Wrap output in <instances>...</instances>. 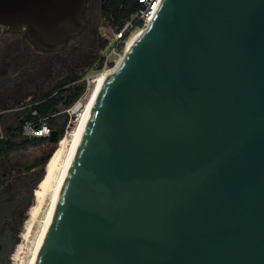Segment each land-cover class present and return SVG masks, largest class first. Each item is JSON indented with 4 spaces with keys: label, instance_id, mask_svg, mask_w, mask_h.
<instances>
[{
    "label": "water",
    "instance_id": "95a60500",
    "mask_svg": "<svg viewBox=\"0 0 264 264\" xmlns=\"http://www.w3.org/2000/svg\"><path fill=\"white\" fill-rule=\"evenodd\" d=\"M85 3L0 0V35L61 50ZM33 264H264V0H160L98 89Z\"/></svg>",
    "mask_w": 264,
    "mask_h": 264
},
{
    "label": "rangeland",
    "instance_id": "374dc122",
    "mask_svg": "<svg viewBox=\"0 0 264 264\" xmlns=\"http://www.w3.org/2000/svg\"><path fill=\"white\" fill-rule=\"evenodd\" d=\"M85 15L87 18V25L95 32V42L106 39L108 43V41L113 39V29L108 27L107 23L102 19L100 15V0H86ZM5 37L6 36L0 39V45H2ZM75 42L76 41L73 38L70 39L65 47L59 51L42 53L41 55L39 53L38 58L32 60L30 66L27 68L28 71L26 75L23 74L17 80L12 81V84L16 86L17 90L20 89L22 91V94L19 95V100H16V102H7L6 105L0 106L2 117H4L6 123H11L14 119V113L24 108L25 104L28 103L30 99L40 94L52 91L57 82L61 79H64V77L70 72H76L80 74L82 71H86V73L83 75L84 77L95 74L92 71L96 62L94 64L90 63V60L93 57V55H91L93 53L91 51V47L85 45H77ZM9 48L10 47H8V52ZM105 51L106 47L101 51L100 56ZM2 60L5 62L9 61V53L3 55ZM91 87L92 82L89 89ZM88 93L89 90H87L85 100L87 99ZM10 95H12V93H10ZM62 121L63 117H58V119L56 120L57 124L54 126L58 127L60 123H62ZM75 124L76 121L74 123H71L70 127L67 129V132L64 129V134L62 137H64L67 133H70ZM3 126H5V124L2 125V123H0V127ZM58 143L55 144L47 141L37 146H28L25 149L12 152L8 155V157L0 156V165L3 162H7V158H9L12 163L18 164L19 162L22 165H30V167L36 165L33 170H39L40 180V176L44 170V166L40 165V161L42 158L47 157L51 152L53 154L54 151L58 148ZM39 180L36 181L33 187L34 189L32 193V199L27 207V213L23 222V227L21 229V235L25 233V224L30 219L28 213L32 209V207L36 205L34 191L40 183ZM46 208L47 201L42 204L39 210L38 221L32 222L31 231L28 233V235L24 239H22V237L20 236L19 241L17 242V245L11 255V264H26V260L29 256V248L32 244V241L38 234L41 225L40 219H42L43 213Z\"/></svg>",
    "mask_w": 264,
    "mask_h": 264
},
{
    "label": "flooded vegetation",
    "instance_id": "af4514ba",
    "mask_svg": "<svg viewBox=\"0 0 264 264\" xmlns=\"http://www.w3.org/2000/svg\"><path fill=\"white\" fill-rule=\"evenodd\" d=\"M4 36L6 37L0 45V106L19 100L22 91L17 90L12 81L17 80L23 74L26 75L27 68L32 60L38 58L39 53L41 55L56 52L37 49L22 33L3 32L0 39ZM73 38L77 45L90 46L93 52L91 55L96 54L100 41L95 42V32L88 25L68 41ZM7 46L10 47L9 52ZM7 53L10 55V60L5 62L2 56ZM0 123L2 125L10 123L5 122L1 111ZM4 129L5 126L0 127V137L3 136ZM9 154L3 157H8ZM6 161L0 165V204L5 207L4 214L0 217V264L12 263L11 255L21 236L27 207L32 199L33 187L39 180L40 174L39 170L34 171L35 167H30V165L12 163L9 158Z\"/></svg>",
    "mask_w": 264,
    "mask_h": 264
},
{
    "label": "trees",
    "instance_id": "16d2710c",
    "mask_svg": "<svg viewBox=\"0 0 264 264\" xmlns=\"http://www.w3.org/2000/svg\"><path fill=\"white\" fill-rule=\"evenodd\" d=\"M140 8L141 4L137 0H100V15L111 29L122 25L136 14ZM106 44V39L100 40L97 52L90 60L91 64L96 62L92 71L94 73L102 69L103 60L100 53L106 47ZM85 73L86 71H82L80 74L70 72L64 79L57 82L52 91L33 97L25 104L24 108L14 113L13 121L5 125L4 134L0 137V156L48 141L49 137L24 138L20 135L21 123L26 119H32L31 113L33 110L36 111L39 117H46L47 124L57 131L58 138L61 139L67 120L66 114L61 111L84 92L86 85L83 75ZM54 114L56 115L52 116ZM61 116L63 117L62 123L55 127L54 125L57 124L56 120ZM37 119L34 118V121L36 122ZM47 160L48 156L42 158L40 165L44 166Z\"/></svg>",
    "mask_w": 264,
    "mask_h": 264
},
{
    "label": "bare ground",
    "instance_id": "6f19581e",
    "mask_svg": "<svg viewBox=\"0 0 264 264\" xmlns=\"http://www.w3.org/2000/svg\"><path fill=\"white\" fill-rule=\"evenodd\" d=\"M133 37L128 42V45ZM109 73L110 72L107 71L100 72L94 77L92 81V87L89 89L87 99L85 100L84 108L81 111L74 128L70 133H67L59 140L58 148L54 151V153L50 156L48 162L46 163L45 174L38 187L34 191L36 205L29 211L28 215L30 219L25 224V233L21 235L22 239H24L28 235V233L31 231L32 222L38 221L39 210L42 204L47 201V208L43 213L42 219H40L41 225L38 234L32 241V244L29 248V256L26 260V264H33L34 262L36 253L38 251L54 204L58 197L60 188L69 170L77 145L80 141L90 109L96 98L98 89Z\"/></svg>",
    "mask_w": 264,
    "mask_h": 264
},
{
    "label": "built area",
    "instance_id": "2783aa9c",
    "mask_svg": "<svg viewBox=\"0 0 264 264\" xmlns=\"http://www.w3.org/2000/svg\"><path fill=\"white\" fill-rule=\"evenodd\" d=\"M137 1L141 4V8L137 11V13L134 14L130 19L126 20L122 25L117 26L112 30L113 39L108 41L106 44V51L101 55L103 64L102 69L99 72H112L114 70L116 65L121 60L130 39L140 29L146 26L153 14L154 9L159 5L160 2V0ZM99 72L83 77L86 85L84 92L73 103L61 111L67 116L66 124L64 126L66 132L71 123L77 121L85 105L87 90H89L94 76ZM31 114L32 119H26L21 123L20 135L24 138L49 137L53 129L47 124L46 117H39L35 110H33ZM55 115L56 114L52 116ZM34 118H38L36 122L34 121Z\"/></svg>",
    "mask_w": 264,
    "mask_h": 264
}]
</instances>
